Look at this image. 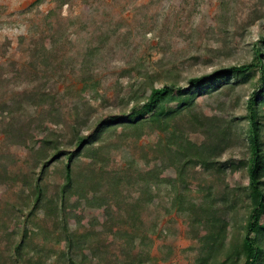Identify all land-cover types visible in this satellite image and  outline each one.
I'll return each mask as SVG.
<instances>
[{
	"label": "rangeland",
	"instance_id": "374dc122",
	"mask_svg": "<svg viewBox=\"0 0 264 264\" xmlns=\"http://www.w3.org/2000/svg\"><path fill=\"white\" fill-rule=\"evenodd\" d=\"M262 37L264 0H0V104L22 99L12 117L28 123L37 111L24 96L44 80L58 99L62 120H46L43 134H61L63 147L71 149L73 126L87 133L99 119L130 108V95L150 93L152 85L160 87L167 80L185 85L189 77L252 62ZM87 59L88 69L83 67ZM232 82L236 85L205 94L201 101L234 118L235 143L220 160L226 181L198 167L187 190L190 197L205 199L213 189L214 208L231 222L228 245L235 235L245 233L248 170L234 172L232 165L249 157L242 116L253 90L250 83ZM2 127L0 119V173L4 166L8 171L0 177V264H14V245L25 226L36 233L37 242L55 227L42 214L26 222L24 196L31 188L20 179L33 174L34 156ZM104 140L109 167H130L135 176L155 165L158 141L169 142L167 132L149 126L140 137L119 128L106 132ZM60 159L50 160L41 176L50 195L64 182L65 159ZM87 161L83 158L81 166ZM132 183L111 193V228L95 227L93 238L102 244L105 264H195L201 253L199 227L188 212L177 210L172 187H154L149 198ZM226 189L232 194L224 204ZM96 212L87 209L84 214L90 218ZM50 246L61 247L54 240ZM54 260L55 255L49 258Z\"/></svg>",
	"mask_w": 264,
	"mask_h": 264
},
{
	"label": "trees",
	"instance_id": "16d2710c",
	"mask_svg": "<svg viewBox=\"0 0 264 264\" xmlns=\"http://www.w3.org/2000/svg\"><path fill=\"white\" fill-rule=\"evenodd\" d=\"M89 61L91 59L85 60L84 68L90 67ZM233 79L237 84L250 83L253 90L247 100V113L242 116L247 121L245 135L249 157L232 165L234 172L242 167L248 170L249 182L244 191L248 198L245 233L235 235L228 245L231 222L220 217L219 210L214 208L213 189L208 190L205 199L192 198L187 190L193 184V173H197L198 167L205 175H218L226 181L220 160L235 143L234 118L202 106L201 101L205 94L235 86ZM41 81V85L24 96L37 111L28 123L24 124L22 119L15 122L12 117L20 109L22 99H16L11 105L8 102L0 104L2 132L29 149L36 164L31 176L20 179L31 188L24 196L26 222L42 214L44 220L53 221L55 227L53 231L45 230V237L37 242L36 233L25 226L20 241L14 245V264H105L102 244L94 239L97 236L95 227L108 225L111 228L115 223L110 207L111 193L119 191L124 183L132 182L149 198L154 194V187L163 184L172 187L177 210L188 212L194 225L199 227L201 253L195 264H264V37L257 44L252 62L189 77L185 85L178 80H167L160 87L152 85L150 93L130 95L129 102H133L130 108L99 119L87 133L73 126L71 149L63 147L61 134H43L46 120L61 123L62 111L57 97L48 91L44 80ZM146 126L160 134H168L169 142L158 141L155 147V165L136 176L130 167L110 168L109 155L103 145L106 132L123 128L140 137ZM189 133L200 134L203 138L193 140L187 135ZM61 157L65 159L64 182L50 195L41 176L50 160L57 161ZM83 158L88 160L85 166H81ZM39 166L40 171L36 169ZM3 168L1 178V174L8 173L6 167ZM105 186L106 193L102 191ZM231 194L229 189L222 194L224 204ZM87 209L99 212L88 218L84 214ZM86 226L88 231L81 232ZM53 240L60 249L50 246ZM53 255L55 260L49 262Z\"/></svg>",
	"mask_w": 264,
	"mask_h": 264
}]
</instances>
